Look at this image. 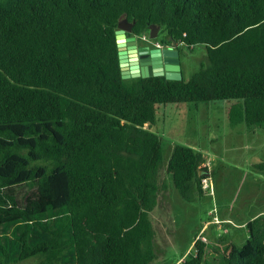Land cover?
<instances>
[{
  "label": "trees",
  "instance_id": "trees-1",
  "mask_svg": "<svg viewBox=\"0 0 264 264\" xmlns=\"http://www.w3.org/2000/svg\"><path fill=\"white\" fill-rule=\"evenodd\" d=\"M123 17L138 38L158 25L180 58L203 44L206 60L188 77L123 78ZM218 99L231 124L264 125V0H0V264H167L150 217L168 188L150 126L160 103ZM204 162L174 144L165 171L182 199L204 193ZM245 227L219 264H264V215ZM193 247L181 264H205L207 242Z\"/></svg>",
  "mask_w": 264,
  "mask_h": 264
},
{
  "label": "rangeland",
  "instance_id": "rangeland-1",
  "mask_svg": "<svg viewBox=\"0 0 264 264\" xmlns=\"http://www.w3.org/2000/svg\"><path fill=\"white\" fill-rule=\"evenodd\" d=\"M142 36L139 43L150 39L149 33ZM181 48L180 74L175 77H188L206 60V49L203 44ZM229 104V100L218 99L157 105L156 121L150 129L162 138L160 176L166 179L168 188L158 195L150 212L156 230V262L181 264L199 237L208 244L204 263L219 264L229 249L249 236L238 221L264 210V180L252 164L263 152L258 149L259 143L254 148L249 146L247 131L240 135L229 122ZM175 143L200 150L209 170L208 187L193 201L179 196L165 171ZM34 263L35 259H27L15 264Z\"/></svg>",
  "mask_w": 264,
  "mask_h": 264
},
{
  "label": "water",
  "instance_id": "water-1",
  "mask_svg": "<svg viewBox=\"0 0 264 264\" xmlns=\"http://www.w3.org/2000/svg\"><path fill=\"white\" fill-rule=\"evenodd\" d=\"M132 25V21L123 17L115 30L122 77L165 75L168 78H180L181 76L175 77L180 74L181 59L176 41L173 39L172 43L165 47H150L148 43L137 45L138 36L128 35L132 32ZM158 30V25L150 24V40L157 37Z\"/></svg>",
  "mask_w": 264,
  "mask_h": 264
},
{
  "label": "crops",
  "instance_id": "crops-1",
  "mask_svg": "<svg viewBox=\"0 0 264 264\" xmlns=\"http://www.w3.org/2000/svg\"><path fill=\"white\" fill-rule=\"evenodd\" d=\"M240 125V126H239ZM235 128V130L241 135L243 132L247 131V135H249V146L251 148H254V145L256 143H259L258 145V149L262 150V155L260 158L254 159L252 164L255 167V163L260 162V161H264V125L258 128H249L246 124H244L243 122H238L236 124L233 125ZM243 129V131H242ZM261 129V130H258ZM205 165V164H204ZM207 168V167H206ZM258 169V168H257ZM257 172V174H260L263 177L264 180V169L260 170ZM207 174L209 172L208 168H207ZM259 176V177H261ZM264 214V210H261L259 212H257L256 214L253 215H249L248 217L244 218L242 221H238L237 225L239 226H246L247 222L251 221L255 216L258 215H262Z\"/></svg>",
  "mask_w": 264,
  "mask_h": 264
},
{
  "label": "flooded vegetation",
  "instance_id": "flooded-vegetation-1",
  "mask_svg": "<svg viewBox=\"0 0 264 264\" xmlns=\"http://www.w3.org/2000/svg\"><path fill=\"white\" fill-rule=\"evenodd\" d=\"M129 35V34H128ZM159 36H157L154 39H149L147 42L145 43H139L140 39L137 38V45H143L148 43L150 45V47H165V46H169V44H166L165 42H163V36L162 34H158Z\"/></svg>",
  "mask_w": 264,
  "mask_h": 264
},
{
  "label": "built area",
  "instance_id": "built-area-1",
  "mask_svg": "<svg viewBox=\"0 0 264 264\" xmlns=\"http://www.w3.org/2000/svg\"><path fill=\"white\" fill-rule=\"evenodd\" d=\"M202 186H203V188H207L208 187V181H207L206 177L202 179Z\"/></svg>",
  "mask_w": 264,
  "mask_h": 264
}]
</instances>
